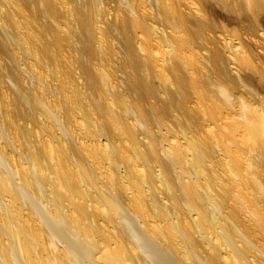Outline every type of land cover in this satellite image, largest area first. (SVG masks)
<instances>
[{"label": "bare ground", "instance_id": "obj_1", "mask_svg": "<svg viewBox=\"0 0 264 264\" xmlns=\"http://www.w3.org/2000/svg\"><path fill=\"white\" fill-rule=\"evenodd\" d=\"M0 264H264V0H0Z\"/></svg>", "mask_w": 264, "mask_h": 264}]
</instances>
